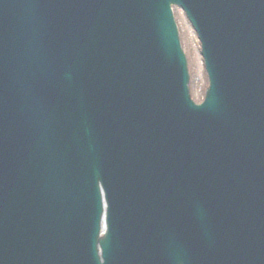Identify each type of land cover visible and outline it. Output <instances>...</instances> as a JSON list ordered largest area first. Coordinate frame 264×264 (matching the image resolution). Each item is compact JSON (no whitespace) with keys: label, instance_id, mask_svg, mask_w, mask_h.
Masks as SVG:
<instances>
[{"label":"water","instance_id":"water-1","mask_svg":"<svg viewBox=\"0 0 264 264\" xmlns=\"http://www.w3.org/2000/svg\"><path fill=\"white\" fill-rule=\"evenodd\" d=\"M0 264H264V0H0Z\"/></svg>","mask_w":264,"mask_h":264},{"label":"rangeland","instance_id":"rangeland-1","mask_svg":"<svg viewBox=\"0 0 264 264\" xmlns=\"http://www.w3.org/2000/svg\"><path fill=\"white\" fill-rule=\"evenodd\" d=\"M173 15L178 31L180 46L186 57L187 71L189 75V95L195 103H200L207 87V78L199 53V42L183 12L179 8L174 7Z\"/></svg>","mask_w":264,"mask_h":264},{"label":"bare ground","instance_id":"bare-ground-1","mask_svg":"<svg viewBox=\"0 0 264 264\" xmlns=\"http://www.w3.org/2000/svg\"><path fill=\"white\" fill-rule=\"evenodd\" d=\"M254 76V75H253Z\"/></svg>","mask_w":264,"mask_h":264}]
</instances>
